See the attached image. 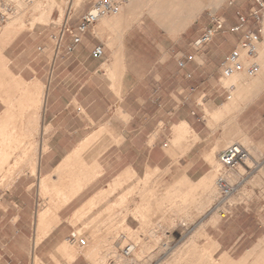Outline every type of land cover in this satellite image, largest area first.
<instances>
[{
	"label": "crops",
	"instance_id": "1",
	"mask_svg": "<svg viewBox=\"0 0 264 264\" xmlns=\"http://www.w3.org/2000/svg\"><path fill=\"white\" fill-rule=\"evenodd\" d=\"M91 2L76 0L75 7L66 8L68 30L53 60L50 45L45 44V53L37 54L35 33H21L11 41L10 32L0 37V122L12 109L14 119L23 121L30 137L34 135L32 141L41 142L39 173L60 171L73 154L81 152L82 156L91 148L86 142L97 140L103 153L83 156L101 159L114 150L117 152L111 158L115 160L103 161L88 173L93 176L82 190H110L119 184L127 197L134 183L139 181L144 189L146 179L157 173L163 174V189L181 184L182 189L208 190L211 199L212 183L208 181L214 174L209 161L213 152L219 156L230 145L239 144L248 146L255 158H264V87L242 91L243 73L225 79L221 69L244 31L263 38L264 9L256 24L250 18L258 8L252 0H134L124 13L97 23L67 54ZM213 15L221 18L227 29L238 23L239 15L249 21L242 32L227 31L196 50L193 44L212 26ZM98 46L104 50L100 59L92 56ZM188 57L192 60L180 67L179 62ZM258 60L264 80L263 52ZM37 119L39 140L35 137L38 131H32ZM184 124L189 141L174 145L180 138L177 128ZM134 140L140 141L139 148L134 147ZM134 157L140 159L139 165ZM95 199L84 207L86 213L95 206ZM128 204L126 222L132 220V202ZM111 206L109 203L108 208ZM113 215L102 214L99 220ZM70 220L56 226L37 249L49 248L47 251L54 253L67 240L75 243L70 236L76 226ZM145 227L141 224L142 230ZM83 245L80 250L76 245H64L65 260L59 264H104L96 258L98 244ZM81 250L89 259L79 255ZM133 254L125 257L122 252L125 259H132Z\"/></svg>",
	"mask_w": 264,
	"mask_h": 264
},
{
	"label": "rangeland",
	"instance_id": "2",
	"mask_svg": "<svg viewBox=\"0 0 264 264\" xmlns=\"http://www.w3.org/2000/svg\"><path fill=\"white\" fill-rule=\"evenodd\" d=\"M75 1L0 0V7L9 10L0 37L10 32L11 41L21 33H35L37 54L45 53L46 45H50L53 60L60 31L70 17L66 8L75 7ZM91 1L89 7L96 0ZM80 8L82 4L76 11ZM14 23L17 24L12 27ZM52 28L55 29L50 34ZM262 30L263 38L260 37L254 59L258 71L253 78L243 73L242 91L252 86L264 87L258 60L260 53L264 55V18ZM12 112L10 109L7 119L0 122V264H59L65 260L64 245L68 248L76 245L80 250L86 246L84 243L98 244L96 258L104 264H264V158H255L248 146L243 145L250 159L240 168L226 171L220 164L219 173L214 169L208 182L218 191L210 195L211 199H208V190L182 189L181 184H176L175 187H179L172 190L163 189V174L157 173L146 179L144 189L140 188L139 181L134 183L126 197L125 191L118 189L119 184L110 190L108 187L102 191L82 190L89 176H93L88 173L95 171L103 161L114 163L115 160L111 158L117 152L114 150L101 159L83 156L84 153H103L98 149L97 140L86 142L92 144L91 148L82 152V156L81 152L73 154L60 171L58 168L53 174L39 173L36 164L41 158V142L32 141L34 135L30 137L23 121L14 119ZM39 128L35 132L38 140ZM189 136L186 133L173 144H187ZM139 146L140 141L134 140V147ZM133 160L140 164L139 158ZM239 172L241 175L233 181V176ZM223 174H228L235 188L231 197L224 198L217 185ZM102 192H106L105 195H101ZM95 197V206L86 213L84 207ZM130 201L132 222H126L125 210ZM238 203L249 205L238 206ZM102 214L113 216L101 221ZM68 220L76 226L71 232L76 235L75 243L67 240L54 253L47 251L49 248L37 249L56 226ZM144 223L146 227L142 230ZM127 245L138 246L132 259L122 256ZM165 246L169 247V252ZM79 255L86 257L82 250Z\"/></svg>",
	"mask_w": 264,
	"mask_h": 264
},
{
	"label": "built area",
	"instance_id": "3",
	"mask_svg": "<svg viewBox=\"0 0 264 264\" xmlns=\"http://www.w3.org/2000/svg\"><path fill=\"white\" fill-rule=\"evenodd\" d=\"M134 0H96L90 9L81 17L79 24L76 27V33L73 34L72 44L67 48L66 53L70 54L74 51L76 46L81 42L82 36L91 30L102 19L110 16L119 15L124 8L128 7ZM257 5V9L252 12L251 19L259 24L261 22V11L264 9V0H252ZM6 8L0 7V30L7 21L6 12L2 10ZM212 26L205 29L202 35L194 42L193 46L196 50H201L209 46L214 39L227 31L238 33L242 32L247 25L249 18L239 15L238 23L227 29L226 24L221 18L216 15L211 17ZM64 26L61 29L60 37L57 43V51L60 50L61 40L67 31ZM260 44V34L252 31H244L241 41L238 46L225 57L221 64L222 75L225 79H230L236 74L245 73L249 77H254L258 71V65L254 61ZM94 58L100 59L104 56L102 46L96 47L92 51ZM192 57H188L186 61L179 62L180 67H184L187 61H191ZM249 63H245V61ZM230 98V97H229ZM220 162L224 169L234 171L240 168L249 160L248 151L239 144H232L227 147L220 155ZM218 187L224 198H227L232 193V187L229 186L224 178L218 180ZM71 238L76 239L75 233H72ZM125 257L132 255V246L127 245L123 250Z\"/></svg>",
	"mask_w": 264,
	"mask_h": 264
},
{
	"label": "bare ground",
	"instance_id": "4",
	"mask_svg": "<svg viewBox=\"0 0 264 264\" xmlns=\"http://www.w3.org/2000/svg\"><path fill=\"white\" fill-rule=\"evenodd\" d=\"M4 12H6V10H4ZM7 15V14H6ZM103 20V19H102ZM101 20V21H102ZM35 115V114H34ZM38 115V114H37ZM36 115V116H37ZM39 116V115H38ZM35 123H33L34 124V126L32 127V131H38V128H39V120H36V121H34ZM179 132H178V134H179V136L180 137H182V136H184L187 132H188V126L186 125V124H184V125H182V126H180V128H178L177 129ZM27 132H30L29 131V129L27 130ZM25 153V152H24ZM42 153V152H41ZM210 160V163H211V165L213 166V168L215 169V172L216 173H219L220 172V170H221V162H220V157L218 156V154L216 153V152H213V154H212V156H211V158H209ZM40 165H41V160H40V158L38 159V162H37V164H36V166H37V168H38V170H39V168H40ZM226 171H229V170H226ZM235 171V170H234ZM241 172H239L237 175L235 174L234 176H233V178H232V180L234 181L238 176H240L241 174H240ZM222 176V175H221ZM221 178H224L225 180H226V182H227V184L229 185V186H231L232 187V193L230 194V197L232 196V194L234 193V191H235V188L232 186V184H230V182H231V179L229 178V176H228V174H223V177H221ZM229 179H230V181H229ZM219 180V179H218ZM217 180V181H218ZM9 185V184H8ZM217 185H218V183H217ZM215 191H218L217 189L216 190H214V188H212L211 189V194L214 192L215 193ZM213 193V194H214ZM219 194V193H218ZM181 226H185V224H182ZM166 247V251H168L169 252V247L168 246H165ZM135 249H136V246L134 245L133 247H132V254L134 253V251H135Z\"/></svg>",
	"mask_w": 264,
	"mask_h": 264
}]
</instances>
